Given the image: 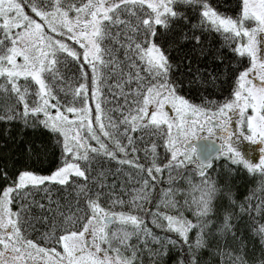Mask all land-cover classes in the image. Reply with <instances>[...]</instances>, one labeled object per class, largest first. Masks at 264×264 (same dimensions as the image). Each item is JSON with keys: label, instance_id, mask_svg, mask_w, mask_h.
<instances>
[{"label": "snow or ice", "instance_id": "obj_1", "mask_svg": "<svg viewBox=\"0 0 264 264\" xmlns=\"http://www.w3.org/2000/svg\"><path fill=\"white\" fill-rule=\"evenodd\" d=\"M0 127V264H264V0H0Z\"/></svg>", "mask_w": 264, "mask_h": 264}, {"label": "trees", "instance_id": "obj_2", "mask_svg": "<svg viewBox=\"0 0 264 264\" xmlns=\"http://www.w3.org/2000/svg\"><path fill=\"white\" fill-rule=\"evenodd\" d=\"M2 131H3V128L0 127V133H2ZM256 183H257V182H252V183L248 184L247 186H248V187H254V186H256ZM243 188H244V186L242 185V189H241L242 191H243Z\"/></svg>", "mask_w": 264, "mask_h": 264}]
</instances>
